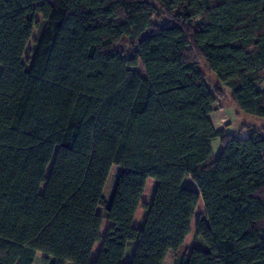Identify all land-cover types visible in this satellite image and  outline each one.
<instances>
[{"label":"trees","instance_id":"trees-1","mask_svg":"<svg viewBox=\"0 0 264 264\" xmlns=\"http://www.w3.org/2000/svg\"><path fill=\"white\" fill-rule=\"evenodd\" d=\"M226 95L264 117V0H0V264H264V127L216 128Z\"/></svg>","mask_w":264,"mask_h":264},{"label":"rangeland","instance_id":"rangeland-1","mask_svg":"<svg viewBox=\"0 0 264 264\" xmlns=\"http://www.w3.org/2000/svg\"><path fill=\"white\" fill-rule=\"evenodd\" d=\"M38 17L40 18V20H42L41 15L38 14ZM42 22L40 21L32 31V35L26 45V49L23 55L24 60L28 58L29 50L33 46L35 38L38 36L39 32L41 31L43 27ZM201 67L204 69L206 73V83L211 89H213L216 84L215 76L213 72L205 68L204 61L201 62ZM237 110L238 109L230 101L229 96L226 95L220 100L219 107L217 106L215 110L211 113V121H213V125L216 128L222 127L224 125H228L227 126L228 131L237 130L239 126L243 123L251 124L256 127H264V117L250 115V114L241 112L239 110L237 111ZM242 136H246L245 131L242 132ZM211 146H212L213 156L215 157L219 151L220 140L218 138L213 139L211 142ZM114 178H115V173L110 182V188L113 185ZM184 184L192 188H195L194 184L190 181V179H186L184 181ZM153 188H154V181L152 178H148L146 181L144 192L141 197L142 201L148 202L150 200L152 192H153ZM203 211L204 209H203L202 201L199 199L195 212H194L192 222H191V232L185 237L184 242H183V247L189 248L195 245V239L193 236L194 224H195V220L197 219V217L200 214H202ZM143 214H144L143 209L139 207L135 213L133 225L135 226L141 225ZM109 223H110L109 220L107 219L103 220L101 228H100V232L102 235H104L106 227ZM136 243H137V239L130 240L127 242L125 253H124V262H127L133 255ZM99 246H100V242H97L92 248V252H91L92 257H94L97 254ZM43 255L44 254L42 252L38 251L34 257L32 264H43ZM172 259H173V253L169 252L163 264H171ZM66 264H70V262H67Z\"/></svg>","mask_w":264,"mask_h":264},{"label":"crops","instance_id":"crops-1","mask_svg":"<svg viewBox=\"0 0 264 264\" xmlns=\"http://www.w3.org/2000/svg\"><path fill=\"white\" fill-rule=\"evenodd\" d=\"M210 119H211V115H210ZM212 123H213V121H212Z\"/></svg>","mask_w":264,"mask_h":264}]
</instances>
